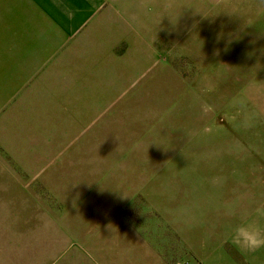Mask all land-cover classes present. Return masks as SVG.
Listing matches in <instances>:
<instances>
[{
    "label": "rangeland",
    "instance_id": "obj_1",
    "mask_svg": "<svg viewBox=\"0 0 264 264\" xmlns=\"http://www.w3.org/2000/svg\"><path fill=\"white\" fill-rule=\"evenodd\" d=\"M217 40L124 109L34 134L30 152L58 176L0 160V264H145L150 249L184 263L189 193L264 184V16H227Z\"/></svg>",
    "mask_w": 264,
    "mask_h": 264
},
{
    "label": "crops",
    "instance_id": "obj_2",
    "mask_svg": "<svg viewBox=\"0 0 264 264\" xmlns=\"http://www.w3.org/2000/svg\"><path fill=\"white\" fill-rule=\"evenodd\" d=\"M166 9L183 13L175 26L163 18ZM201 10L209 18L195 14ZM246 15L264 16V0H0L4 169L58 176V168L51 170L30 152L32 141L41 139L34 134L65 121L79 127L98 121L99 112L124 109L128 100L123 104V98L144 93L147 79L152 85L176 76L170 64L179 58L197 62L194 58L211 39L219 41L226 31L227 16ZM55 186L53 200L59 202L63 188ZM235 188L229 195L205 194L204 189L187 195L185 263L264 264V247L246 250L232 243L234 227L264 226V215H257L264 209V184ZM195 199L203 205L200 221ZM206 199L217 207L206 208ZM150 251L148 264H169L159 251Z\"/></svg>",
    "mask_w": 264,
    "mask_h": 264
},
{
    "label": "clouds",
    "instance_id": "obj_3",
    "mask_svg": "<svg viewBox=\"0 0 264 264\" xmlns=\"http://www.w3.org/2000/svg\"><path fill=\"white\" fill-rule=\"evenodd\" d=\"M195 14H199L203 18H209L207 13L203 10L195 12ZM162 15L163 18L167 17L171 24L175 26L183 13L175 11L169 12L166 9L165 14ZM160 23L161 20H158L157 28ZM155 39L156 33L154 41ZM257 215H264V209H257ZM232 243L246 250H255L264 247V226L257 225L255 223H244L234 227L232 230Z\"/></svg>",
    "mask_w": 264,
    "mask_h": 264
},
{
    "label": "built area",
    "instance_id": "obj_4",
    "mask_svg": "<svg viewBox=\"0 0 264 264\" xmlns=\"http://www.w3.org/2000/svg\"><path fill=\"white\" fill-rule=\"evenodd\" d=\"M179 264H187V263L184 262V263H179Z\"/></svg>",
    "mask_w": 264,
    "mask_h": 264
}]
</instances>
